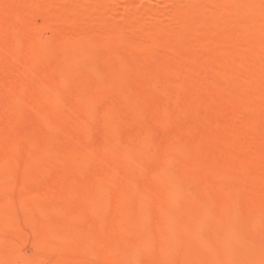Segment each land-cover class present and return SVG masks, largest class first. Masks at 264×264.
Here are the masks:
<instances>
[{
    "label": "rangeland",
    "instance_id": "rangeland-1",
    "mask_svg": "<svg viewBox=\"0 0 264 264\" xmlns=\"http://www.w3.org/2000/svg\"><path fill=\"white\" fill-rule=\"evenodd\" d=\"M84 1L0 0V264H264V1Z\"/></svg>",
    "mask_w": 264,
    "mask_h": 264
},
{
    "label": "bare ground",
    "instance_id": "bare-ground-1",
    "mask_svg": "<svg viewBox=\"0 0 264 264\" xmlns=\"http://www.w3.org/2000/svg\"><path fill=\"white\" fill-rule=\"evenodd\" d=\"M252 1H253V0H252ZM262 1H264V0H262ZM83 2H88V1H84V0H83ZM243 2H245V0H244ZM243 2H242V3H243ZM240 3H241V2H240ZM253 3H254V2H253ZM263 3H264V2H263ZM251 5H253V4H251ZM261 5H262V3H261ZM263 6H264V4H263ZM249 7H250V5H249ZM253 7H254V6H253ZM253 7H252V8H253ZM249 9H250V8H248V10H249ZM180 10H181V9H180ZM250 10H252V9H250ZM44 11H45V10H44ZM163 11H164V10H163ZM170 11H172V10H170ZM174 11H175V10H174ZM165 12H167V11H165ZM178 12H179V11H178ZM217 12H218V11H217ZM38 13H40V12H38ZM46 13H47V12H46ZM126 13H128V12H127V9L125 8V9L123 10V12L121 13V15L124 17V15H127ZM179 13H182V11L179 12ZM188 13H189V12H188ZM237 13H238V12H237ZM240 13H241V12H240ZM240 13H239V14H240ZM245 13H246V11H245ZM35 14H36V13H35ZM128 14H129V13H128ZM185 14H186V13H185ZM185 14H184V15H185ZM239 14H238V16H239ZM247 14H248V13H247ZM36 15H37V14H36ZM165 15H166V14H165ZM177 15H178V14H177ZM180 15H181V14H180ZM241 15H242V14H241ZM263 15H264V14H263ZM37 16H38V15H37ZM39 16H40V15H39ZM65 16L68 17V15H65ZM248 16H250V15H248ZM248 16H247V19L249 18ZM173 17H175V15H174ZM235 17L237 18V15H236ZM245 17H246V16H245ZM47 18H48V17H47ZM241 18H242V17H241ZM253 18H254V17H253ZM253 18H250V20H253V21H254V20L256 19V22H257V18H255V19H253ZM66 19H68V18H65V19H64V17H62V22L65 23L64 20H66ZM70 19H71V18H70ZM237 19H238V18H237ZM263 19H264V17H263ZM263 19L260 20V21L262 22V24H261V22H260V24H261V26H263V28H264V23H263V21H262ZM234 21L236 22V19H235ZM238 21H239V20H238ZM242 21H243V20H242ZM242 21H240V22H242ZM244 21H245V20H244ZM245 22H247V23H246L247 25H246V24H242V23H240L241 25H244V28H243V26H241L239 23H237L240 27H237V32H236V33H239V36L241 35V37L243 36V33H242V32H245V33H246V31H247L246 28H248V26H249L248 23L251 22L250 24H252V21L249 22V20H247V21H245ZM245 22H243V23H245ZM256 22H253V26H254L255 24H257ZM225 23H226V22H225ZM215 24H216V23H215ZM234 24H235V23H234ZM260 24H259V25H260ZM238 25H237V26H238ZM245 25H246V26H245ZM234 28H235V26H234ZM240 28H241V33H242V34H240V30H239ZM259 28H260V27H259ZM259 28H258V31H259V32H260V30H261V31L264 30V29L262 30V27L260 28V30H259ZM210 29H211V28H210ZM219 29H220V28H219ZM221 29H222V28H221ZM242 29H243V30H242ZM249 29H250V28H249ZM250 30H251V29H250ZM193 31H194V30H193ZM224 31H225V30H224ZM224 31H223V32H224ZM238 31H239V32H238ZM251 31H252V30H251ZM254 31H255V32H258L256 29H254ZM111 32H112V31H111ZM113 32H114V31H113ZM116 32H117V31H116ZM248 32H249V31H247V33H248ZM117 33H118V32H117ZM158 33H160V32H158ZM166 33H167V32H166ZM231 33H232V32H231ZM245 33H244V34H245ZM263 33H264V31H263ZM263 33H262V32H261V34L258 33V34H259L258 37H260V35H262L261 37H262V39H263V38H264V37H263V36H264ZM115 34H116V33H115ZM253 34H255V33L253 32ZM253 34H252V32H251V36H253L252 38L255 39V38H254L255 35H253ZM108 35H109V34H108ZM110 35H111V34H110ZM155 35H156V33H155ZM167 35H168V34H167ZM230 35H231V34H230ZM235 35H236V34H235ZM256 35H257V33H256ZM237 36H238V35H237ZM239 36H238V37H239ZM76 37H77V36H76ZM244 37H245V36H244ZM255 37H256V36H255ZM258 37H257V38H258ZM261 37H260V38H261ZM106 38H108V37H106ZM231 38H232V37H231ZM260 38H259V39H260ZM109 39H110V37H109ZM116 39H117V38H116ZM155 39H156V38H155ZM242 39H243V38H242ZM242 39H241V41H242ZM127 40H128V39H127ZM160 40H161V39H160ZM245 40H246V38H245ZM246 41H247V40H246ZM100 42H101V41H100ZM100 42H99V43H100ZM104 42H106V41L104 40ZM107 42H108V40H107ZM107 42H106V43H107ZM110 42H111V45H112V40H111ZM110 42H109V44L107 45L108 47H109V45H110ZM242 42H243V41H242ZM252 42H253V41H252ZM255 42H256V40H255ZM258 42H259V41H258ZM262 42H263V41H262ZM114 44H115V43H114ZM102 45H104V44H102ZM111 45H110V46H111ZM116 45H117V44H116ZM119 45H120V44H119ZM97 46H98V45H97ZM101 47H102V46H101ZM115 48H116V47H115ZM262 48H263V47H262ZM111 49H112V48H111ZM107 50H108V49H107ZM239 51H240V50H239ZM260 52H261V51H260ZM262 53H264V52L262 51ZM262 53H260V55H261ZM258 55H259V54H258ZM263 55H264V54H262V56H263ZM247 61H248V60H247ZM245 63H246V62H245ZM226 64H227V63H225V65L223 64L224 67L222 66L223 68H222V67H221V68L224 69V68L227 66ZM230 65H231V64H230ZM251 65H252V63H251ZM251 65H250V66H251ZM239 66H240V65H239ZM227 67H229V66H227ZM230 67H231V66H230ZM242 67H243V66H242ZM242 67L240 66V68H242ZM232 68H233V67H232ZM232 68H231V69H232ZM250 68H251V67H250ZM256 68H257V67H256ZM226 69H227V68H226ZM226 69H224V71H226ZM242 69H243V68H242ZM254 69H255V68H254ZM257 69H258V68H257ZM257 69H256V70H257ZM220 70H221V69H220ZM258 70H259V69H258ZM187 71H188V69H187ZM236 71H237V69L235 70L234 74L236 73V74L238 75V73L240 72V69H239L237 72H236ZM245 71H246V70H245ZM248 71H249V70H247V72H245V73L247 74ZM261 71H262V70H261ZM181 72H182V71H181ZM188 72H189V71H188ZM221 72H222V71H221ZM56 73H57V72H56ZM65 73H66V72H64V74H65ZM185 73H186V72H185ZM227 73H228V72H227ZM229 73H231V71H230ZM229 73H228V74H229ZM62 74H63V73H62ZM69 74H70V73H69ZM232 74H233V73H232ZM241 74H242V72H241ZM55 75L57 76V74H55ZM60 75H61V74H60ZM184 75H185V74H184ZM190 75H191V74H190ZM259 75H260V74H259ZM180 76H181V74H180ZM180 76H179V77H180ZM247 76H248V74H247ZM254 77H255V76H254ZM259 77H260V76H259ZM57 78H58V77H57ZM247 79H248V78H247ZM63 80H65V79H63ZM206 80H207V79H206ZM249 80H250V79H249ZM188 81H189V80H188ZM196 81H197V80H196ZM198 81H199V80H198ZM203 81H204V80H203ZM173 82H174V81H173ZM206 82H207V81H206ZM163 85H164V84H163ZM179 86H181V85H179ZM182 86H183V85H182ZM167 87H168V86H167ZM167 87H166V89H167ZM232 87H233V86H232ZM173 88H174V87H173ZM179 88H180V87H179ZM224 88H225V87H224ZM174 89H176V87H175ZM180 89H181V88H180ZM172 90H173V89H172ZM176 90H177V89H176ZM225 90H226V89H225ZM227 90H228V88H227ZM232 90H233V89H232ZM232 90H231V92H232ZM174 91H175V90H174ZM182 91L184 92L183 89H182ZM261 91H262V90H261ZM165 92H166V91H165ZM177 92H180V91H176V94H177ZM233 92H234V91H233ZM236 93H237V91H236ZM179 94H181V93H179ZM225 94H226V92H225ZM260 94H261V92H260ZM232 95H233V94H232ZM237 95H238V94H237ZM249 96H250V95H249ZM261 96H262V95H261ZM75 97H76V96H75ZM75 97H74V98H75ZM228 97H229V96H228ZM244 97H245V96H244ZM263 97H264V96H263ZM232 98H233V97H232ZM255 98H256V97H255ZM82 99H83V98H82ZM256 99H257V98H256ZM260 100H261V99H260ZM252 101H253V100H252ZM258 101H259V100H258ZM258 101H257V102H258ZM231 102H232V101H231ZM239 102H241V101H239ZM257 102L255 101V103H257ZM81 103H82V101H81ZM173 103H174V102H173ZM85 104H86V101H85ZM175 104H176V103H175ZM170 105H171V104H170ZM170 105H169V106H170ZM253 105H254V104H253ZM255 105H256V104H255ZM258 105H259V104H258ZM169 106H168V107H169ZM175 107H176V105H175ZM139 109H140V108H139ZM175 109H177V108H175ZM189 109H190V108H189ZM187 111H189V110H187ZM139 112H140V110H139ZM182 112H183V110H182ZM263 114H264V113H263ZM257 117H258V116H257ZM258 118H259V117H258ZM163 123H164V122H163ZM163 123H162V124H163ZM218 123H219V122H218ZM160 124H161V123H160ZM162 124H161V125H162ZM156 125H157V124H156ZM165 125H166V124H165ZM168 125H170V124H168ZM153 126H154V125H153ZM163 126H164V125H163ZM154 127H155V126H154ZM164 127H165V126H164ZM166 127H167V126H166ZM152 129L155 131L154 128H152ZM162 129H163V128H162ZM158 130H160V129H158ZM165 130H166V128H165ZM165 130H164V132L166 133ZM198 130H199V128L197 129V132H198ZM167 131H168V130H167ZM197 132H194V133H197ZM150 133L152 134V132H150ZM155 133H156V132H155ZM168 133H169V131H168ZM151 134H148V135H150V138H151V137L153 138L152 135H153L154 133H153L152 135H151ZM156 134H157V133H156ZM161 134H162V133H161ZM148 135H147V136H148ZM163 135H164V134H163ZM167 135H168V134H167ZM167 135H166V138H168ZM192 135H193V134H192ZM193 136H194V135H193ZM193 136L190 137V138L194 139ZM196 136H197V135H196ZM188 137H189V136H188ZM146 139H147V138H145V140H146ZM160 139H161V137H160ZM162 139L164 140V136H163ZM147 140H148V139H147ZM151 140H152V139H151ZM151 140H150V141H151ZM186 140H187V139H186ZM138 141H139V140H138ZM143 141H144V140H143ZM143 141H142V142H143ZM170 141H171V140H170ZM158 142H159V141H158ZM184 142H185V141H184ZM136 143H137V142H136ZM136 143H135V145H134L135 147H132V149L134 148V151H135V150H139V149H136V147L140 148V147L146 146V145H145L146 141H145V143L143 142L144 144H143L142 146H141L142 143L138 145V143H139V142H138V143H137V146H136ZM152 143H153V141H152ZM147 144H148V141H147ZM185 144H186V142H185ZM171 145H172V144H171ZM130 146H131V145H130ZM132 146H133V145H132ZM147 146H148V145H147ZM7 147H8V146H7ZM157 147H158V146H157ZM160 147H161V146H160ZM130 148H131V147H130ZM148 148H149V146H148ZM128 149H129V148H128ZM145 149H146V147H145ZM145 149H144V150H145ZM149 149H150V148H149ZM156 149H157V148H156ZM11 150H12V149H11ZM129 150H131V149H129ZM162 150H163V149H162ZM142 151H143V150H142ZM39 152H40V150H39ZM125 152H126V151H125ZM125 152H124V153H125ZM130 152H131V151H130ZM130 152H129V153H130ZM140 152H141V151H140ZM144 152H146V150L143 151V153H144ZM148 152H149V151H148ZM37 153H38V152H37ZM261 156H262V155H261ZM258 158H259V157H258ZM262 160H263V159H262ZM153 162H154V161H153ZM153 162H152V163H153ZM157 162H158V161H157ZM159 163H161V162H159ZM136 166H138V165H136ZM158 166H159V165H158ZM158 166L156 167V169L158 168ZM159 167H161V165H160ZM189 167H191V166H189ZM162 168H163V166H162ZM192 168H193V167H192ZM181 169H182V168H181ZM213 169H214V168H213ZM213 169H212V172H213ZM208 170H209V169H208ZM210 170H211V169H210ZM117 171H118V170H117ZM163 171H164V170H163ZM167 171H168V170H167ZM214 171H215V170H214ZM226 172H227V171H226ZM133 173H135V171H134ZM229 173L231 174V176H228V177H230L231 179H233V178H232L233 174L231 173V171H230ZM226 174H228V172H227ZM199 176H200V173H199ZM225 176H226V175H225ZM228 177H227L226 179H228ZM195 178H196V177H195ZM195 178H194V179H195ZM198 178H201V176L198 177ZM175 179H176V178H175ZM177 179H179V178H177ZM196 180H198V179H196ZM198 181H199V180H198ZM176 182H177V181H176ZM200 182H202V180H201ZM200 182H199V184H200ZM22 183H24V182H22ZM177 183H179V181H178ZM22 188H24V187H22ZM24 189H25V188H24ZM96 189H97V188H96ZM96 189H95V190H96ZM165 189H166V188H165ZM30 191H31V190H30ZM24 192H25V191H24ZM130 192H131V191H130ZM30 198H31V197H30ZM35 199H36V198H35ZM46 199H47V198H46ZM31 200H32V199H30V201H31ZM34 201H35V200H34ZM235 201H236V200H235ZM23 202H24V201H23ZM32 202H33V201H32ZM32 202H31V203H32ZM24 203H25V202H24ZM33 203H34V202H33ZM35 203H36V202H35ZM26 204H27V202H26ZM123 204H124V202H123ZM123 204H122V205H123ZM33 205H34V204H33ZM35 205H36V204H35ZM119 206H120V204H118L117 207L119 208ZM32 207H33V206H32ZM34 207H35V206H34ZM122 207H123V206H121V208H122ZM124 207H126V206H124ZM35 209H36V208H35ZM85 210H86V209H85ZM87 210H88V209H87ZM87 210H86V211H87ZM203 210H204V208H203ZM206 210H207V209H206ZM211 210H212V208H211ZM38 211H39V210H38ZM54 211H55V210H54ZM54 211H53V212H54ZM83 211H84V209H83ZM204 211H205V210H204ZM208 211H210V210L208 209ZM212 211L214 212V210H212ZM22 212H23V211H22ZM22 212H21V213H22ZM25 212H26V211L24 210L23 213H25ZM56 212H57V211H56ZM81 212H82V211H81ZM84 212H85V211H84ZM206 212H207V211H206ZM207 213H208V212H207ZM26 214H27V213H26ZM28 214H29V213H28ZM80 214H82V213H80ZM8 216H9V215H7V217H8ZM24 216H25V215H24ZM24 216H23V217H24ZM0 217H1V215H0ZM3 217H4V216H3ZM30 217H31V216H30ZM10 218H11V217H10ZM21 218H22V216H21ZM27 218H29V217H27ZM4 219H5V218H4ZM25 219H26V218H25ZM25 219L23 218L24 221H26ZM6 220H7V219H6ZM6 220H5V222H6ZM29 220H30V219H29ZM3 222H4V221H3ZM3 222H2V223H3ZM31 223H32V222H31ZM238 223L240 224V221H239ZM27 224H28V223H27ZM241 224H242V223H241ZM241 224H240V225H241ZM45 225H47V223H46ZM50 225H51V224H50ZM244 226H245V225H244ZM44 227H45V226H44ZM48 227H49V226H48ZM48 227L46 226L47 229H46V228H44V229H46V230L48 231V230L51 228V227H50V228H48ZM53 227H54V226H53ZM69 228H70V227H69ZM62 229H63V228H62ZM101 229H102V228H101ZM101 229H100V231H101ZM66 230H67V229H66ZM53 231H54V230H53ZM72 231H73V230H72ZM78 231H79V230H77V232H78ZM94 231H95V230H94ZM104 231H105V229H104ZM104 231H102V232H104ZM48 232H49V231H48ZM66 232H68V230H67ZM97 232H98V230H97ZM107 232H108V231H107ZM55 233H56V232L54 231V234H55ZM64 233H65V232H64ZM64 233H63V234H64ZM73 233H74V232H73ZM54 234H52V235H54ZM66 234H67V233H66ZM75 234H76V233H75ZM75 234H73V236H74ZM77 234H78V233H77ZM80 234H81V233H80ZM56 235H57V234H56ZM56 235H55V236H56ZM104 235H105V234H104ZM104 235L102 234L101 236H104ZM107 235H108V234H107ZM46 236H47V235H46ZM50 236H51V235H50ZM50 236H49V237H50ZM55 236H54V237H55ZM78 236H79V234H78ZM113 236H114V235H113ZM51 237H52V236H51ZM75 237H76V236H75ZM92 237H93V236H92ZM109 237H110V236H109ZM109 237H108L107 239H109ZM67 238H68V237H67ZM83 238H84V237H83ZM70 239H71V238H70ZM74 239L76 240V238L73 237V240H74ZM77 239H78V238H77ZM93 239H94V238H93ZM75 240H74V241H75ZM115 240H116V239H115ZM118 240H119V239H118ZM28 241H29V240H28ZM34 241H37V239L34 240ZM38 241H39V239H38ZM45 241H46V240H45ZM48 241H49V238H48ZM48 241H46V242H48ZM30 242H31V241H30ZM76 242H77V241H76ZM121 242H122V241H121ZM223 242H226V241H223ZM31 243H32V242H31ZM31 243H30V244H31ZM74 243H75V242H74ZM32 244H33V243H32ZM34 244H35V242H34ZM123 244H124V243H123ZM223 244H225V243H223ZM120 245H121V244H120ZM16 257H17V256H16ZM16 257H15V258H16ZM13 259H14V258H13ZM154 259H155V257H154ZM154 259H153V261H154ZM15 260H16V259H15ZM150 261H151V260H150ZM261 261H263V260H261ZM14 262H15V261H14ZM1 264H2V263H1Z\"/></svg>",
    "mask_w": 264,
    "mask_h": 264
}]
</instances>
